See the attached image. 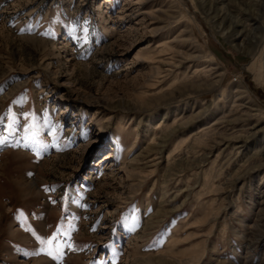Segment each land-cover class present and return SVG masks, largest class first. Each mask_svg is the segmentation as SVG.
Instances as JSON below:
<instances>
[{
	"label": "rangeland",
	"instance_id": "rangeland-1",
	"mask_svg": "<svg viewBox=\"0 0 264 264\" xmlns=\"http://www.w3.org/2000/svg\"><path fill=\"white\" fill-rule=\"evenodd\" d=\"M0 264H264V0H0Z\"/></svg>",
	"mask_w": 264,
	"mask_h": 264
},
{
	"label": "bare ground",
	"instance_id": "bare-ground-1",
	"mask_svg": "<svg viewBox=\"0 0 264 264\" xmlns=\"http://www.w3.org/2000/svg\"><path fill=\"white\" fill-rule=\"evenodd\" d=\"M220 18L224 21L225 19H227V16L226 15H224V14H222L221 16H220ZM244 18V17H243ZM258 18H256V17H252L251 15L247 18V19H245V21L244 22H237V24H235V27L236 28H240L239 29V35L240 36H242L243 34H245L246 36L248 35V34H250V32H251V26H253V25H256V24H258ZM233 35V34H232ZM239 36V37H240ZM238 37V38H239ZM176 46V45H175ZM172 47V46H171ZM170 47V48H171ZM173 53V58L172 59H174L173 60V62H171V63H167V65L169 66V69H168V71H169V73L170 74H172V73H174V83H173V85H178L177 83H180V85H178L177 87H176V89H174V90H172V92H167L168 93V95L170 96V97H172V98H176V97H178V96H181V95H183L184 93L186 94V89L189 91V92H191V91H198V89H202V87H204V89H205V87H206V85L208 86V87H212L213 85H215V84H217L218 82H219V80L218 79H212L210 82H209V84H207V82L206 83H200V84H194V83H184V84H181V82H179L178 80H179V75H178V72H177V69H178V67L180 66V63L182 62V59H177L176 58V55L177 56H179V58L180 57H182V56H184V53H182L181 54V52L180 51H178V50H174V51H172ZM176 53V54H175ZM187 55V54H186ZM190 55L191 54H188V56L190 57ZM172 57V56H171ZM184 58V57H183ZM188 58V57H187ZM161 69V68H160ZM163 70V69H162ZM167 69H165V71H166ZM210 71V70H209ZM159 72V71H158ZM177 72V73H176ZM169 75V74H168ZM217 78V77H216ZM173 85H171V86H173ZM208 87L206 88V89H208ZM175 93H178L177 94V96L175 95ZM172 95H174V96H172ZM165 97V96H164ZM164 97H160V98H164ZM151 101H153V100H155V99H150ZM142 102V101H141ZM262 128V127H261ZM101 129H104V126H101ZM259 130H255V132L253 133V135H256V133L258 132ZM168 132V131H167ZM237 135V134H236ZM229 136V135H228ZM239 136V135H238ZM250 136V135H249ZM167 138V137H166ZM165 138V139H166ZM226 138L227 137H224L223 139H225L226 140ZM229 140V139H228ZM220 144V143H219ZM160 146H163L164 145V140L162 139V142L159 144Z\"/></svg>",
	"mask_w": 264,
	"mask_h": 264
},
{
	"label": "snow or ice",
	"instance_id": "snow-or-ice-1",
	"mask_svg": "<svg viewBox=\"0 0 264 264\" xmlns=\"http://www.w3.org/2000/svg\"><path fill=\"white\" fill-rule=\"evenodd\" d=\"M38 239H41V238H39L38 237ZM51 239H53V238H49V241L48 242H51ZM43 242V241H42ZM43 250V249H42ZM49 254L51 255V251H49Z\"/></svg>",
	"mask_w": 264,
	"mask_h": 264
}]
</instances>
